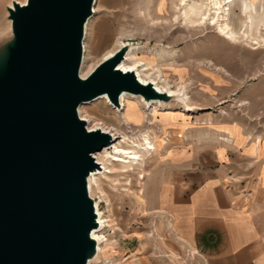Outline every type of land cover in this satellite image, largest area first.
Here are the masks:
<instances>
[{"label": "rangeland", "instance_id": "obj_1", "mask_svg": "<svg viewBox=\"0 0 264 264\" xmlns=\"http://www.w3.org/2000/svg\"><path fill=\"white\" fill-rule=\"evenodd\" d=\"M184 1L193 5L196 0ZM183 9L179 0H96L86 26L80 66L83 75L121 44H133L138 49L126 61L127 66H138L142 79H151L160 87L185 91L190 106L196 108L184 112L179 104L169 101L167 107L146 109L134 98L119 114L105 100L80 107V117L87 121L88 129L101 127L125 138L119 150L134 151L144 143V137L154 147L138 166L115 162L112 149L94 154L95 161L106 169L96 173L91 198L107 220V242L94 264H173L176 237L166 228L167 215L152 210V191L169 185L174 173L167 158H153L160 148L159 157H164L165 152L188 143L193 146L200 130L203 140L210 141L214 131L219 132V123L229 120L239 121L259 150L264 145V19L255 16L250 26L243 15L247 24L240 25L236 4L229 15L238 31L239 39L233 42L219 36L209 21L191 22L189 14L180 18ZM7 15L6 25L0 29V47L11 38ZM115 113L120 117L118 125ZM148 169L151 175L142 180Z\"/></svg>", "mask_w": 264, "mask_h": 264}, {"label": "water", "instance_id": "obj_2", "mask_svg": "<svg viewBox=\"0 0 264 264\" xmlns=\"http://www.w3.org/2000/svg\"><path fill=\"white\" fill-rule=\"evenodd\" d=\"M95 0H26L7 8L11 38L0 47V264H88L97 229L87 179L92 154L111 143L77 109L123 93L171 98L118 68L121 46L82 78L84 29Z\"/></svg>", "mask_w": 264, "mask_h": 264}, {"label": "crops", "instance_id": "obj_3", "mask_svg": "<svg viewBox=\"0 0 264 264\" xmlns=\"http://www.w3.org/2000/svg\"><path fill=\"white\" fill-rule=\"evenodd\" d=\"M219 128L210 141L199 129L193 146L154 153L174 166L170 184L152 191L176 237L173 264H264V145L239 121Z\"/></svg>", "mask_w": 264, "mask_h": 264}, {"label": "bare ground", "instance_id": "obj_4", "mask_svg": "<svg viewBox=\"0 0 264 264\" xmlns=\"http://www.w3.org/2000/svg\"><path fill=\"white\" fill-rule=\"evenodd\" d=\"M5 1L6 0H0V29H2V27L6 25L5 17H6V13H7V8H12V2H17L21 5H23L26 2V0H12L8 4H5ZM206 1L207 2L205 3L204 0H196L192 3L193 5H188V4L185 5L184 0H179V2H181V6L184 7L183 12H182L181 16H179V17L185 19L187 14H189V15H191V22L205 23L206 21H209V22H211L210 26L213 27L214 30L216 31V33L219 36L223 37L225 40L236 42V41H238L237 39H239L238 38V31L232 26L233 23L231 25L230 20H229V15L231 14V10L236 4L239 5L240 13H241V16L239 17L240 25L243 26V25H246L247 23H249L250 26L253 25L252 20L253 19L255 20V16H259V17L264 19V1L263 0H259V1H257V3H253L250 0H228L227 2L224 1L223 3L220 0H206ZM222 4H224V6H226L225 9L223 8ZM95 6H96V0H95V4L92 7L93 12H95L94 11ZM258 12H260V14H258ZM243 15L248 20L247 23H246V21H245L246 19H244ZM236 18H238V17H236ZM89 20L87 21V23L85 25L84 32H86V26H87ZM237 22H238V20H237ZM7 26H8V23H7ZM126 45L128 46V50L125 54L124 59L118 65V68L120 70H122L123 72L135 73L136 77L138 78V80L142 84H148L149 83V84L153 85V87L155 88L156 91H158L160 93L167 94L171 98V102H175V103L179 104L183 108L184 112L185 111L186 112H193L194 109H196L195 107L190 106V103L188 101V96H187L185 91H179V90L178 91H172L168 87H160L158 85L159 83L157 84L156 82H154L151 79H146V80L142 79L141 78L142 70L140 71V69H137L138 66L133 67V68L127 66L126 61L127 62L130 61V59L133 57L134 52H136V50L138 49L137 46H135L133 44L123 43L114 52L107 53L104 60L112 57L114 55V53L121 46H126ZM83 49H84V47H83ZM104 60H102L101 62H103ZM142 66H143V64H142ZM91 72L92 71H90L86 76H88ZM80 76L82 78L86 77L85 75H83L81 70H80ZM133 98L139 99L140 101H142L144 104V107L146 109H149L150 107L152 108L154 106L167 107L170 104L169 102L166 103V102H162V101H158V100L145 101V100H143L142 97H140L138 95L123 93L119 97V106L118 107L113 106L109 102L108 98L104 95V96L98 97L97 99H95L89 103L81 104L78 107L77 112H78V115L80 117V116H82L81 112H80V111H82V109L80 108L82 105L90 104V103H93V102L98 101V100H105L107 102V104H109L116 111V113L119 114L122 112V109L125 106V104L128 101H131ZM116 113L114 114L113 117H114L115 124L118 125L120 122V117ZM80 119H82V118L80 117ZM82 120H84L87 123V121L85 119H82ZM86 128L88 129V125ZM88 130L89 131H101L105 134H108L111 137L112 141H111L110 145L106 146L104 148H107V150L112 149V151L115 153V155L112 156L113 158H115V160H114L115 162H122L124 164L133 163V164L138 166L142 163L145 155H149L150 151H154V147L152 146L151 142H149L148 137H144L143 138L144 143L137 145V148L134 151H130L128 149L119 150L118 146L121 144H125V138L123 136H118V138H117L113 133H111L110 131L105 130L101 127H96V128L88 129ZM96 153H98V152H96ZM96 153L92 154L94 161L95 160L98 161L97 158L96 159L94 158V154H96ZM97 161H95V162H97ZM96 164L98 166H100L101 168L98 167L93 172H91V174L89 175V177L87 179L88 193H89L90 197H92V187H93L92 185L97 184V178L98 177H96V176L98 174L96 175V173L100 170L106 169L102 163L99 164L97 162ZM94 207H95V212L97 215L98 227H97V229H94L92 231L91 236L96 242V253L93 256V258L88 261V264H94L96 262H99L98 259L101 255V252H102V246L105 245L107 242V238L104 235V229L107 225V220H105L104 217L102 215H100L99 210L97 208L98 202L96 203L95 199H94Z\"/></svg>", "mask_w": 264, "mask_h": 264}]
</instances>
